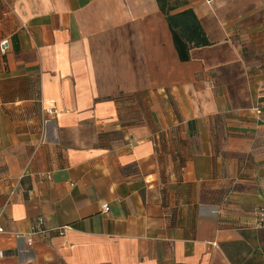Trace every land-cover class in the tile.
Instances as JSON below:
<instances>
[{
    "label": "crops",
    "instance_id": "1",
    "mask_svg": "<svg viewBox=\"0 0 264 264\" xmlns=\"http://www.w3.org/2000/svg\"><path fill=\"white\" fill-rule=\"evenodd\" d=\"M173 1H0V264H264V0Z\"/></svg>",
    "mask_w": 264,
    "mask_h": 264
},
{
    "label": "trees",
    "instance_id": "2",
    "mask_svg": "<svg viewBox=\"0 0 264 264\" xmlns=\"http://www.w3.org/2000/svg\"><path fill=\"white\" fill-rule=\"evenodd\" d=\"M157 3L168 21L180 61L190 60L195 46L210 45L209 37L195 10L188 8L176 11L173 0H157Z\"/></svg>",
    "mask_w": 264,
    "mask_h": 264
},
{
    "label": "built area",
    "instance_id": "3",
    "mask_svg": "<svg viewBox=\"0 0 264 264\" xmlns=\"http://www.w3.org/2000/svg\"><path fill=\"white\" fill-rule=\"evenodd\" d=\"M3 1V0H0ZM11 48V39L9 37H4L1 41H0V49L1 52L4 54L6 53L9 49ZM45 111H47V113L50 115H54L56 114V110L53 107L47 108ZM104 208L107 209V204H104ZM259 214L261 219H264V207L261 206L259 209ZM4 230L2 229V227L0 226V232H3ZM5 253L3 251H0V258L4 257Z\"/></svg>",
    "mask_w": 264,
    "mask_h": 264
}]
</instances>
